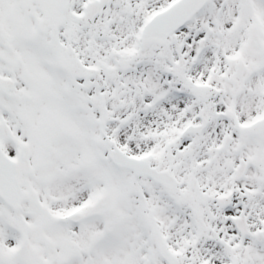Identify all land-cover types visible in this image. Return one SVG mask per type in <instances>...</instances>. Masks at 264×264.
I'll return each mask as SVG.
<instances>
[{
    "label": "snow or ice",
    "instance_id": "1",
    "mask_svg": "<svg viewBox=\"0 0 264 264\" xmlns=\"http://www.w3.org/2000/svg\"><path fill=\"white\" fill-rule=\"evenodd\" d=\"M0 264H264V0H0Z\"/></svg>",
    "mask_w": 264,
    "mask_h": 264
}]
</instances>
